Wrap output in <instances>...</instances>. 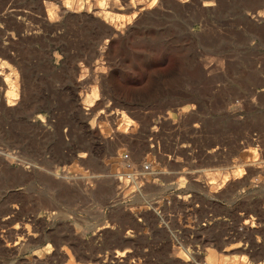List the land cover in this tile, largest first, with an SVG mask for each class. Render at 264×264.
<instances>
[{
  "label": "rangeland",
  "instance_id": "374dc122",
  "mask_svg": "<svg viewBox=\"0 0 264 264\" xmlns=\"http://www.w3.org/2000/svg\"><path fill=\"white\" fill-rule=\"evenodd\" d=\"M186 4L140 27L137 38L129 34L127 52L114 42V60L89 25L64 23L52 33L23 19L22 36L38 40L14 37L16 66L0 55V89L13 75L17 94L14 108L0 103V264H264V18L252 27L248 19L264 12V0ZM56 33L63 39L51 41ZM86 46L104 60L91 59L78 81L72 68L83 57L74 56ZM198 84L207 92H195ZM76 104L92 112L81 115ZM127 124L157 154L138 151L130 135L119 139ZM93 134L106 139L87 143ZM128 163L152 164L140 174L149 182L128 180ZM53 171L79 176L67 184ZM226 178L235 185L227 196L195 185L214 183L223 195L233 185ZM95 181L106 186L89 201L72 190Z\"/></svg>",
  "mask_w": 264,
  "mask_h": 264
},
{
  "label": "bare ground",
  "instance_id": "6f19581e",
  "mask_svg": "<svg viewBox=\"0 0 264 264\" xmlns=\"http://www.w3.org/2000/svg\"><path fill=\"white\" fill-rule=\"evenodd\" d=\"M6 2L2 5V9L0 8V23H3L6 27L5 30L0 28V55L9 60L11 63H13L15 66L17 65L16 60V52L15 49L18 45H16L14 37H18L21 40L28 39L31 42H35L38 39H34L35 36H30L26 35L22 36V34L25 32L26 25L24 24V18H32L40 22V24H47V30L49 32H56L59 29L63 27V24L66 23L68 24H80V25H89L91 28H93L96 32L97 35L100 37L107 38L104 46H103V51L106 50L107 54L106 56L110 60H114L117 55L113 54L111 52V47L114 42H120V44L123 47V50L127 52V47H126V42H127V36L129 34L135 35V38H137L138 34V29L142 27L143 25L150 24L151 22L155 20L156 17L165 15V11L168 9H173L177 11H185L189 7L187 6L188 0H34L31 3H29V6L25 7H19L16 3V0H5ZM23 1V0H22ZM30 1V0H29ZM196 1V0H195ZM4 2V0H3ZM25 2V1H24ZM186 4V5H185ZM22 6V5H21ZM187 7V8H186ZM204 8H209L210 9L213 7V3H204L203 4ZM204 11V10H203ZM169 12V11H168ZM250 12V11H249ZM180 13V12H179ZM167 14V13H166ZM169 14V13H168ZM262 18H264V12H252L249 16V24H255L256 22L260 21ZM34 20V21H35ZM38 23V22H37ZM39 24V25H40ZM256 25V24H255ZM45 26V25H44ZM39 27V26H38ZM72 27V26H71ZM86 27V26H85ZM250 27V26H249ZM252 27V25H251ZM261 27V26H260ZM45 28V27H43ZM68 28V27H67ZM70 28V27H69ZM79 28V27H78ZM84 28V27H83ZM255 28V27H254ZM253 28V29H254ZM41 30V29H40ZM46 30V32H47ZM45 31V30H44ZM43 31V32H44ZM68 31V30H67ZM260 31V30H259ZM28 32V31H27ZM33 32V31H32ZM47 32V33H49ZM69 32V31H68ZM73 32V31H71ZM95 32V33H96ZM66 33V31H65ZM262 33V32H261ZM56 36L54 38H50L51 41L58 42L63 39L64 36L61 37L59 33L55 34ZM91 35V34H90ZM142 35V34H141ZM38 36V35H37ZM140 36V35H139ZM78 37V36H77ZM47 38V37H46ZM67 38V37H65ZM71 38V37H70ZM154 38V37H153ZM17 39L16 41L20 40ZM74 39V38H73ZM91 39V38H90ZM66 40V39H65ZM64 40V41H65ZM148 40V39H147ZM70 41V40H69ZM146 41V40H145ZM19 42V41H18ZM28 41H26L27 43ZM47 42V41H46ZM49 42V41H48ZM88 42V41H87ZM90 43V42H88ZM137 43V42H136ZM32 44V43H30ZM70 44V43H69ZM75 44V43H74ZM87 44V43H86ZM95 44V43H94ZM20 45V44H19ZM42 45V44H41ZM48 45V44H47ZM56 45V44H55ZM60 45V44H59ZM72 45V43H71ZM79 46V45H78ZM90 46V45H89ZM85 50V55L82 53L77 54L74 56V58H82L83 64H80V66L73 65V75L75 77H79L78 81H84L85 79V74H84V69L89 70L91 68V59H95L99 57L102 61L104 58H102V53L98 50H96L93 47H89ZM19 47V46H18ZM17 47V49H18ZM64 47V46H63ZM70 47V45H69ZM47 48V47H46ZM81 48V46H80ZM85 48V47H84ZM98 48V47H97ZM16 49V51H18ZM119 49V48H118ZM34 50V49H33ZM48 50V49H47ZM68 50V48H67ZM82 50V49H81ZM115 50V49H114ZM20 51V50H19ZM50 51V50H49ZM63 51V50H62ZM15 52V53H14ZM67 52V51H66ZM19 53V52H18ZM73 53V52H72ZM16 54V55H15ZM123 54V53H122ZM73 55V54H72ZM71 55V56H72ZM19 56V55H17ZM21 56V55H20ZM81 56V57H80ZM134 56L136 59H140L143 62H145L150 68L153 64L152 59L149 56H144L142 59V56L140 53L135 52ZM20 59V58H19ZM68 60V59H67ZM77 60V59H76ZM131 60V59H130ZM264 60V59H263ZM22 61V60H21ZM233 61V60H232ZM9 62V63H10ZM20 63V62H19ZM76 63V62H75ZM99 63V61H98ZM233 63V62H232ZM118 64V62H117ZM143 64V63H142ZM28 65V64H27ZM106 66L104 64H97V68L100 71L103 72L104 68ZM118 67V66H117ZM235 67V66H234ZM21 68V67H20ZM154 69V67H152ZM117 69V68H116ZM156 69V68H155ZM154 69V70H155ZM152 70V69H149ZM200 71V70H199ZM263 71V70H262ZM22 72V71H20ZM110 72V71H109ZM14 74V72H13ZM152 77H157L160 76L159 72L156 71H151ZM196 75V74H195ZM0 76H4L2 73H0ZM21 76V75H20ZM24 76V74H23ZM98 76V75H97ZM162 76V75H161ZM151 77V78H152ZM16 78V77H15ZM23 78V77H22ZM28 77H26L27 79ZM63 78V77H62ZM160 78V77H159ZM17 79V78H16ZM101 82L105 80L103 73H100L98 78ZM111 79L114 80V75H111ZM14 80L13 75H7L5 76L4 82H5V88L0 89V103L7 105L9 108H14L16 106V101H17V94H16V85L12 83ZM1 81V80H0ZM26 81V80H25ZM24 81V82H25ZM28 81V79H27ZM26 81V82H27ZM97 82V81H96ZM77 83V82H76ZM116 83V82H115ZM27 84V83H26ZM105 84V83H104ZM22 85V84H21ZM24 85V84H23ZM77 85V84H76ZM1 86V85H0ZM3 87V86H2ZM28 87V86H26ZM220 87V86H219ZM80 88V87H79ZM206 88V87H205ZM208 88V87H207ZM206 88V89H207ZM22 89V88H21ZM195 92L203 94L204 92H207L204 89V86H200L199 84L194 87ZM123 91V90H122ZM129 91V90H126ZM253 91V90H252ZM27 92V91H26ZM22 93V92H21ZM259 95V94H258ZM127 96V95H126ZM134 96V95H133ZM33 97V96H32ZM77 97V102L80 100V96ZM137 97H139L137 95ZM127 98V97H126ZM130 98V97H129ZM262 98V97H261ZM31 99V98H29ZM137 99V98H136ZM26 100V99H25ZM24 100V101H25ZM126 100V99H125ZM131 101V100H130ZM76 102V103H77ZM226 102V101H225ZM224 102V103H225ZM253 102V101H252ZM71 103V102H70ZM69 103V104H70ZM91 103V102H90ZM21 104V103H20ZM221 104V103H220ZM90 108L91 105H88ZM97 107H100L101 104L98 103L96 105ZM197 106V105H196ZM194 107V106H193ZM263 107V106H262ZM4 108V107H3ZM74 108V107H73ZM76 110L83 115L84 111H91L92 109L89 108H82L81 106L77 105L75 106ZM194 109V108H193ZM2 110V109H1ZM15 110V109H14ZM72 110V109H71ZM129 110V109H128ZM104 111V110H103ZM201 111V110H200ZM5 112V111H4ZM7 112V111H6ZM10 113V112H9ZM136 113V112H135ZM104 114V113H103ZM78 115V114H77ZM181 115V114H180ZM185 114H182L184 116ZM86 116V115H85ZM103 116V115H102ZM192 116V114H191ZM195 117V116H193ZM181 118V117H180ZM187 118V117H186ZM103 119V118H102ZM182 119V118H181ZM193 119V118H192ZM191 118H189L187 121H191ZM196 120V119H195ZM128 125V124H127ZM182 125V124H181ZM208 130V129H207ZM116 131V130H115ZM97 133V132H96ZM115 133V132H114ZM137 132L136 130H131L129 128H120L117 131V136L119 139H122L124 135H130L132 138H128V141L132 146H136L135 148L138 149L141 153L145 152H151L152 154H157L158 148L155 150L154 146L148 143H142L139 138L133 137V135H136ZM188 135V134H186ZM192 135V134H190ZM92 139L86 140L87 143H91L94 140H105L106 138L102 135V138H99L97 135L92 136ZM138 137V136H137ZM88 138V137H87ZM86 138V139H87ZM90 138V137H89ZM147 142V141H146ZM230 142V141H229ZM91 145V144H90ZM176 146V145H175ZM237 151V150H236ZM216 152L214 150L212 153ZM117 154L121 156V152L118 151ZM217 154V153H216ZM66 155V154H65ZM72 156V155H71ZM214 156V155H213ZM68 158V156L66 155ZM11 158V157H10ZM9 158V159H10ZM71 158V157H70ZM76 158V157H75ZM81 158V157H80ZM169 158V157H168ZM13 159V158H11ZM180 159V158H179ZM77 160V159H75ZM166 160V159H165ZM164 161V159H162ZM74 162V161H73ZM85 162V161H84ZM173 163V162H172ZM6 164V162H5ZM120 164V163H119ZM124 165L123 163H121ZM4 165V164H3ZM7 165V164H6ZM5 166V165H4ZM3 167V166H2ZM7 167V166H6ZM176 167V166H175ZM244 168V167H243ZM124 172V171H123ZM125 173V172H124ZM229 173V172H228ZM56 178H60L62 180H65L67 184H69L70 181L75 182L76 179L78 178L76 175L73 173V175H63L61 176L57 171H53L52 173ZM160 176H163L164 173H157ZM155 174V175H157ZM207 174V173H206ZM171 175V174H170ZM196 175V174H195ZM209 175V174H208ZM244 175V174H243ZM127 177V173L125 174ZM165 176V175H164ZM197 177V176H196ZM216 177V176H215ZM214 177V181H216ZM241 176H237L234 174L233 179L236 181L238 178ZM125 178V177H124ZM200 178V176L198 177ZM242 178V177H241ZM111 182L109 184V191L113 193V187L116 185L117 181L114 176L110 177ZM87 180V179H86ZM142 182H145L147 184L149 182V178H145L141 176ZM231 180V179H230ZM229 178H226L223 184H228L230 181ZM231 180V182H232ZM88 182V181H87ZM197 182L199 183V180L195 181V185L204 193L210 196H215L213 195L214 193L221 195V196H227L235 187L234 183L232 182L233 185L229 186V190L227 188L224 191V194L220 192L221 189L219 190L217 187H215L214 183L208 182L205 185H198ZM258 184H262L260 179H257ZM71 183V182H70ZM94 185L90 186V188L85 189V185L82 183H76L75 187H72V190L75 188L77 193L82 195L85 198H89L87 196V193L90 196H93L96 194V188L97 187H105L106 184L104 183H99L97 181L92 182ZM241 183V181H240ZM89 184V183H88ZM111 187V185H113ZM125 184V183H124ZM236 184V183H235ZM129 185V184H128ZM127 185V188H128ZM125 186V185H124ZM143 186V185H142ZM146 186V185H145ZM65 187V186H64ZM238 187V186H237ZM122 188V187H121ZM125 188V190L127 189ZM224 188V186H223ZM71 190V192H72ZM131 191V190H130ZM226 192V193H225ZM113 195V194H112ZM217 195V196H218ZM216 196V197H217Z\"/></svg>",
  "mask_w": 264,
  "mask_h": 264
},
{
  "label": "built area",
  "instance_id": "2783aa9c",
  "mask_svg": "<svg viewBox=\"0 0 264 264\" xmlns=\"http://www.w3.org/2000/svg\"><path fill=\"white\" fill-rule=\"evenodd\" d=\"M124 158L125 159H128L129 156L126 154L124 156ZM127 166H128L127 168L130 169L131 172L127 173V177L126 178H128V180L135 181V182L141 179V175L140 174L143 171L144 172H151L152 167H153V165L150 164V163H145L144 166H142L140 168V170L139 169H136L134 167V164L133 163H128Z\"/></svg>",
  "mask_w": 264,
  "mask_h": 264
},
{
  "label": "crops",
  "instance_id": "0c3cea01",
  "mask_svg": "<svg viewBox=\"0 0 264 264\" xmlns=\"http://www.w3.org/2000/svg\"><path fill=\"white\" fill-rule=\"evenodd\" d=\"M104 183V182H103ZM104 184H106V183H104ZM87 196H89V198H86L88 201L89 200H91V198H92V196H90L88 193H87ZM132 212H133V210H132ZM103 228H105V227H103Z\"/></svg>",
  "mask_w": 264,
  "mask_h": 264
}]
</instances>
